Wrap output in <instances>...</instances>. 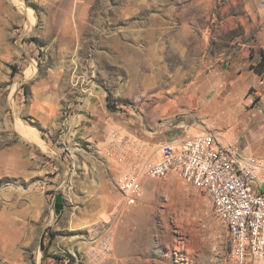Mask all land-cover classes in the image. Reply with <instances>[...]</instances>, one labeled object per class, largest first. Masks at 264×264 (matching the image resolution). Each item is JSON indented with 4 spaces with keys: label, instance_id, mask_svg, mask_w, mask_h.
<instances>
[{
    "label": "rangeland",
    "instance_id": "374dc122",
    "mask_svg": "<svg viewBox=\"0 0 264 264\" xmlns=\"http://www.w3.org/2000/svg\"><path fill=\"white\" fill-rule=\"evenodd\" d=\"M261 52L264 0H0V264H228L205 192L170 172L128 206L108 147L264 157Z\"/></svg>",
    "mask_w": 264,
    "mask_h": 264
},
{
    "label": "built area",
    "instance_id": "2783aa9c",
    "mask_svg": "<svg viewBox=\"0 0 264 264\" xmlns=\"http://www.w3.org/2000/svg\"><path fill=\"white\" fill-rule=\"evenodd\" d=\"M108 152L126 166L116 178L126 205L134 206L142 198L144 178H156L163 173V167L175 166L184 182H196L201 192H213L226 215L236 221L239 258L231 260V264L264 262L263 156L247 154L230 142L224 143L215 132H186L163 143L159 156L152 160L146 158L138 142L115 130Z\"/></svg>",
    "mask_w": 264,
    "mask_h": 264
},
{
    "label": "bare ground",
    "instance_id": "6f19581e",
    "mask_svg": "<svg viewBox=\"0 0 264 264\" xmlns=\"http://www.w3.org/2000/svg\"><path fill=\"white\" fill-rule=\"evenodd\" d=\"M23 132L25 131L23 130ZM170 172H175V166L163 167V173L157 174L156 177H165ZM189 184H192L199 188V184L196 182H189ZM205 193L207 195V198L213 203V206L215 207L216 212L219 214V216L223 220V223L226 225L229 231L230 238H229V262L228 264H231V260H236L237 258H239L240 241L238 240V237L236 236V231H237L236 221H232L231 217L226 215L225 210L222 208L219 202L215 200L213 192H205Z\"/></svg>",
    "mask_w": 264,
    "mask_h": 264
},
{
    "label": "trees",
    "instance_id": "16d2710c",
    "mask_svg": "<svg viewBox=\"0 0 264 264\" xmlns=\"http://www.w3.org/2000/svg\"><path fill=\"white\" fill-rule=\"evenodd\" d=\"M255 70L259 74H264V52H261V59L260 61L256 64Z\"/></svg>",
    "mask_w": 264,
    "mask_h": 264
},
{
    "label": "water",
    "instance_id": "95a60500",
    "mask_svg": "<svg viewBox=\"0 0 264 264\" xmlns=\"http://www.w3.org/2000/svg\"><path fill=\"white\" fill-rule=\"evenodd\" d=\"M60 201H61V197L58 196V199H57V202L59 203V204L57 205L58 208H60V206H61V205H60Z\"/></svg>",
    "mask_w": 264,
    "mask_h": 264
}]
</instances>
